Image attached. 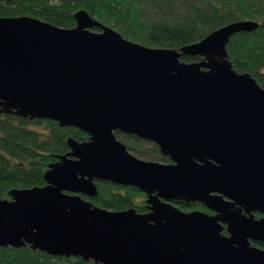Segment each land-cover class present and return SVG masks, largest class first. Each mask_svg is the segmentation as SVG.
<instances>
[{
  "label": "water",
  "instance_id": "95a60500",
  "mask_svg": "<svg viewBox=\"0 0 264 264\" xmlns=\"http://www.w3.org/2000/svg\"><path fill=\"white\" fill-rule=\"evenodd\" d=\"M75 18L72 29L0 18V114L89 135L69 138L46 186L0 197V248L95 264H264L253 245L264 244V88L227 51L259 24L236 22L177 51L127 40L86 11ZM117 132L156 144L172 163L136 157ZM96 181L138 188L149 212L95 206L83 196L98 195Z\"/></svg>",
  "mask_w": 264,
  "mask_h": 264
},
{
  "label": "trees",
  "instance_id": "16d2710c",
  "mask_svg": "<svg viewBox=\"0 0 264 264\" xmlns=\"http://www.w3.org/2000/svg\"><path fill=\"white\" fill-rule=\"evenodd\" d=\"M86 11L105 27L124 38L152 49L180 51L203 41L230 24L254 21L259 27L234 35L227 51L234 69L250 74L264 88V0H0V18L31 17L60 28L77 26L76 14ZM93 31L101 32L96 27ZM183 62L203 60L184 56ZM120 141L136 157L150 162L172 163L159 147L134 135L117 132ZM69 138L78 142L89 135L72 127L62 128L50 120H30L0 114V197L10 200L12 190L46 186L45 174L58 156L70 152ZM98 195L83 196L109 211L135 209L147 214V194L136 187L96 181ZM184 212L213 214L204 204L174 202ZM260 214L256 213V218ZM227 235V232L225 231ZM256 247L264 246L253 243ZM0 264H95L82 258L54 257L31 246L0 248Z\"/></svg>",
  "mask_w": 264,
  "mask_h": 264
},
{
  "label": "flooded vegetation",
  "instance_id": "af4514ba",
  "mask_svg": "<svg viewBox=\"0 0 264 264\" xmlns=\"http://www.w3.org/2000/svg\"><path fill=\"white\" fill-rule=\"evenodd\" d=\"M259 214V213H258ZM255 216H256V213H255ZM262 217V215L260 214V217L259 218H261ZM261 244V243H260ZM263 246H264V244H262ZM259 248H261V249H264L263 247H259Z\"/></svg>",
  "mask_w": 264,
  "mask_h": 264
}]
</instances>
